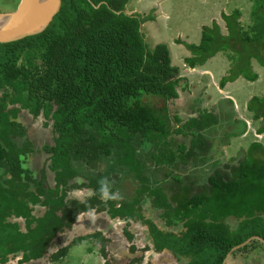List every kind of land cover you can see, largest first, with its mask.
Listing matches in <instances>:
<instances>
[{"label": "trees", "instance_id": "16d2710c", "mask_svg": "<svg viewBox=\"0 0 264 264\" xmlns=\"http://www.w3.org/2000/svg\"><path fill=\"white\" fill-rule=\"evenodd\" d=\"M61 1L59 12L44 31L0 43V264H6L10 255L21 254L25 262L42 258L51 236L81 210L69 207L58 196L68 180L77 179L71 162L98 164L113 150L121 151L119 162L138 176L142 167L132 146L137 139L138 144H153L160 150L152 154L156 164L186 165L190 157L197 160L198 145L202 150L206 145L204 131L216 123L212 111L197 109L195 116L185 120L174 116L177 127L173 128L168 104L178 97L182 78L179 68L171 64L165 43L153 49L147 46L141 26L155 19L154 10L146 15L127 14L128 0ZM250 17V25L244 27L235 9L221 15L225 33L213 21L202 27L198 44L177 39L190 53L184 64L195 68L226 53L231 68L220 79V88L239 77L256 81L252 61L264 67V0H252ZM143 97L159 98L164 105L156 110ZM246 108L260 122L257 134H264V97H253ZM20 111L52 121L53 145L44 151L55 173L54 190L46 188L45 174L37 179L24 167L33 147L24 139ZM245 131L243 122L242 130L233 135ZM171 135L192 137L191 149L185 144L177 146L182 150L164 148ZM231 162L227 170L204 173L201 192L190 197L170 199L162 187L146 189L154 208L163 211L161 218L167 226L182 223L179 236L165 234L145 220L132 201L120 208L108 203L107 213L147 223L156 252L168 250L188 258L187 264H223L234 247L251 237L264 241V145L252 142L245 156ZM73 184L86 186L84 181ZM133 202L137 204L138 198ZM36 206L46 208L42 216L33 215ZM230 217L239 221L234 229L226 224ZM17 220L25 222L24 231ZM86 238L91 237H79L74 243ZM250 244L236 251L246 252ZM63 253L57 251L54 260Z\"/></svg>", "mask_w": 264, "mask_h": 264}, {"label": "rangeland", "instance_id": "374dc122", "mask_svg": "<svg viewBox=\"0 0 264 264\" xmlns=\"http://www.w3.org/2000/svg\"><path fill=\"white\" fill-rule=\"evenodd\" d=\"M18 2L19 0H0V12L13 11ZM126 8L127 11H134L141 15H146L154 10L155 19L147 21L141 26L147 46L149 49H153L159 43L169 45L173 60V64H171L182 69V61L179 60L180 55L183 56L188 51L183 45L176 43L177 39L190 44H198L201 39L202 27L210 26L214 20L219 21L221 31L225 33L224 22L220 20L221 14H230L235 9H238L241 13L242 25L247 27L251 23L252 0H128ZM188 54L190 55V53ZM214 57L213 60L201 68L204 69L205 67L213 76V81L212 79L209 81L208 77H204L206 82H211L209 94L212 95L213 99L215 97L224 99L217 101L219 103L218 113L215 111L216 108L214 109L215 112L212 113L215 117V122L222 127L220 129H218L219 127L216 128L214 132H212L211 127V134L207 137L210 139L204 140L206 145L203 150L200 144L197 147L196 152L199 153L197 160L190 157L188 161V163H199L200 165L205 162L211 165L215 162L214 166L211 165L209 168L204 166L203 168H206L204 171H201L203 168L197 169L199 168L197 166L190 171V168L186 166L188 163L184 165L186 167L158 165L152 154L160 153V150H155L153 144H138L137 139L132 141V146L135 159L138 161V165L142 167L138 176L132 173L128 166L119 162L120 155H122L121 151L116 152L113 150L110 157L101 158L98 164H87L85 161L71 162V167L76 173V177L81 179L82 182L84 181L86 186L79 187L73 184L77 180L76 178L68 180L58 190V196H61L63 202L69 207H79L81 210L73 215L64 228H61L51 236L42 258L32 260L30 263V261L25 262L21 254L10 255L6 264H187L188 258L174 256L168 250L161 253L156 252L153 248L152 238L148 233L147 227L149 225L138 219L130 221V223L119 216H111L107 213L109 210L108 203L114 205L115 208H120L123 203L125 205L132 201L134 208L141 213L145 220H149L151 224L165 234L169 232L179 236V233L183 231L182 223L180 222L176 226H167L165 220L161 218L163 211L154 208L152 198L146 195V189L162 187L166 193L170 194V199L174 197L178 199L190 197L192 194L201 192V183L206 176L204 173L227 170L226 166H228V163H232V157L245 156L252 142L257 141L264 145V136L258 135L256 131L260 122L255 121L246 108L253 97H264V67L253 60V69L258 75L256 81L250 82L243 77H239L234 82L226 83L227 87L224 92L232 97L238 109L237 112H234L231 109L232 107H228L230 99L222 98L217 92V85L215 84L216 80L219 82L223 74L226 75L228 73L231 63L226 53H218ZM191 78L196 81L203 79L199 74L193 75ZM179 90L180 86L177 87V91ZM143 101L151 104L156 110L164 105L161 99L154 97H143ZM234 103H232L233 107ZM186 105H180L177 100H173V102L168 104L169 117L173 128L177 127L172 120L175 115H180L182 118L194 116L192 110H183V108L186 109ZM13 107L15 106H9V109ZM208 108V111H212L210 110L211 108ZM18 114L20 115L19 120L23 121V125L26 128L24 139L31 142L33 147V153L28 154L24 167L30 169L33 176L37 179L43 178L45 174L43 180L46 188L50 187L51 190H54L56 186L55 173L51 171L50 162L47 160L48 155L44 151L45 146L53 145L52 121L44 118L41 114L37 118H33L25 111H20ZM240 119L245 120L241 121ZM243 122L248 131L245 137L233 135L234 133L238 134L242 130ZM207 131H204L203 137L208 135L209 132L205 134ZM226 140L230 145L224 146L222 150V142ZM192 141V137L171 135L168 138L169 144L163 147L169 150H182V146H177L185 144L188 149H191L190 143ZM178 155L183 156L180 153ZM200 156H204L205 161L199 159ZM180 163H183V161L181 160ZM102 177H106L112 182L113 188L118 189L124 197L123 201L104 202L101 200L98 188L99 180ZM180 177L184 178V180ZM92 182L95 183V186H92ZM141 183L145 185L143 187L144 190L141 189ZM89 184L90 187L92 186L91 188L88 186ZM184 187L189 190L187 191ZM137 190L139 193L136 192ZM74 194L79 195L80 199H74ZM134 198H138L139 202L137 204H134ZM88 207L96 210V220L94 222L89 221L85 217L78 222L77 215ZM45 211L46 208L42 206H36L32 209L35 217L42 216ZM238 222L233 217L226 219V224L231 229H234ZM17 224L22 231L25 230L26 226L23 220H17ZM128 230L131 234L127 232ZM83 236H90L91 238H86L79 244L74 243L75 239ZM98 236L101 239L97 238ZM63 250L64 253L54 260L53 256L57 255L55 253L57 251L63 252ZM231 257L233 259L242 257L244 264H260V259L264 257V243L257 240L246 252L234 251L228 257L226 264H229Z\"/></svg>", "mask_w": 264, "mask_h": 264}, {"label": "crops", "instance_id": "0c3cea01", "mask_svg": "<svg viewBox=\"0 0 264 264\" xmlns=\"http://www.w3.org/2000/svg\"><path fill=\"white\" fill-rule=\"evenodd\" d=\"M128 4V3H127ZM127 6V5H126ZM126 13L127 14H133V13H136L134 11L130 12V11H127V8H126ZM142 15H145V14H142ZM155 15V14H154ZM222 15V14H221ZM222 20V18L220 19ZM216 21V20H214ZM223 21V20H222ZM218 24H219V21H216ZM204 27V26H203ZM181 40V39H180ZM169 47V51H170V55H171V49H170V46L167 45ZM189 53V52H188ZM188 53H184L183 56L180 55V61H182V69L179 68V77L182 78V81L180 80L179 82V86H180V90L181 92L178 91V97L176 99H174L175 101L177 100L178 102H180V105H186V109L183 108V110H192L193 112H195L197 109L199 110H207V107L211 108L210 110H212V113H214L215 111L218 113L217 111V108H219V103H217V101H221V100H224V99H218V97H215L214 99L212 98V95L209 94V86L211 85V82H209L211 79L213 81V76H211V72L206 69L204 67L201 68L202 66L200 67H195V68H189L187 65L184 64L183 62V58L185 57H188L190 56ZM182 57V58H181ZM215 58V57H214ZM214 58H211L210 60H208L205 64H207L209 61L213 60ZM171 63L173 64V60H172V57H171ZM179 63V62H178ZM231 63V62H230ZM204 64V65H205ZM227 65V64H226ZM174 66V65H173ZM201 68V69H200ZM196 74H199L203 77V79H201V81H196L194 80L193 78H191L193 75H196ZM222 75V74H221ZM223 76H225L223 74ZM221 76L220 79L223 77ZM204 77H208L209 78V81L206 82V80H204ZM189 80V81H188ZM220 81V80H219ZM209 82V85L207 86ZM218 80H216V85H217V92L219 93L220 96H222V98H225V99H230L229 100V103H228V107H232L231 109L234 110V112H237V106L235 105V103L233 102L232 100V97L229 96L227 93L224 92V90L226 89L227 87V84L222 88L220 89L219 88V85H218ZM208 88V89H207ZM231 101V103H230ZM170 102H173V100H171ZM169 102V103H170ZM182 102V103H181ZM232 103H234V107L232 105ZM208 108V109H209ZM216 108V110L214 111V109ZM237 114V113H236ZM196 114L194 113V116ZM175 116H180V115H175ZM181 117V116H180ZM182 118V117H181ZM189 118V117H188ZM185 120V118H183ZM241 121H244L245 119H240ZM220 126V125H219ZM216 128H218V123L216 122V124L212 127V132H214V130H216ZM210 129H209V133L206 137H208L211 133H210ZM229 132V131H228ZM247 128H246V131L244 132V134H242L240 137L244 138L245 135L247 134ZM264 136V134H261ZM183 136V135H181ZM210 139V138H208ZM222 150L224 149V146H229L230 143L228 142L227 143V140L226 141H223V144H222ZM234 158V157H232ZM226 160V159H225ZM211 162V161H210ZM212 163V162H211ZM196 164V165H195ZM212 166L215 165V162H213L211 164ZM209 164H207V162H205L204 164L200 165L199 163H188L186 166L189 167L190 171H192L193 168H196L197 166H199V168L197 169H201L203 168L204 166H208V168L211 166ZM184 165H181V164H178V167H186ZM215 168V167H214ZM181 169V168H180ZM204 170H206V168H203ZM201 169V170H203ZM131 223V222H130ZM167 250H164L163 252H165ZM161 253V252H160ZM246 255H249V254H246ZM232 258V257H231ZM242 257H237V259H231L229 264H244ZM227 261V260H226ZM226 264V262H225ZM260 264H264V257L262 259H260Z\"/></svg>", "mask_w": 264, "mask_h": 264}, {"label": "water", "instance_id": "95a60500", "mask_svg": "<svg viewBox=\"0 0 264 264\" xmlns=\"http://www.w3.org/2000/svg\"><path fill=\"white\" fill-rule=\"evenodd\" d=\"M61 0H19L16 8L9 12H0V43H10L44 31L59 12ZM264 241L251 237L241 245L234 247L226 256L252 241Z\"/></svg>", "mask_w": 264, "mask_h": 264}, {"label": "clouds", "instance_id": "9594fccd", "mask_svg": "<svg viewBox=\"0 0 264 264\" xmlns=\"http://www.w3.org/2000/svg\"><path fill=\"white\" fill-rule=\"evenodd\" d=\"M76 182L78 184L82 183L79 178H77ZM98 191L100 193L101 200L104 202H120L124 200V197L120 194L119 190L114 189L112 182L106 177H102L99 180ZM74 199L79 200L80 196L74 194ZM85 217H87L89 221L94 222L97 218L96 210L94 208L88 207L85 211H82L77 215V221L79 222Z\"/></svg>", "mask_w": 264, "mask_h": 264}, {"label": "flooded vegetation", "instance_id": "af4514ba", "mask_svg": "<svg viewBox=\"0 0 264 264\" xmlns=\"http://www.w3.org/2000/svg\"><path fill=\"white\" fill-rule=\"evenodd\" d=\"M215 124H216V123H215ZM229 125H230V124H229ZM218 127H219L218 129H220L222 126H219V125H218ZM210 133H211V132H210ZM205 139H208V138L205 137ZM222 143H223V142H222ZM31 262H32V261H30V263H31Z\"/></svg>", "mask_w": 264, "mask_h": 264}]
</instances>
